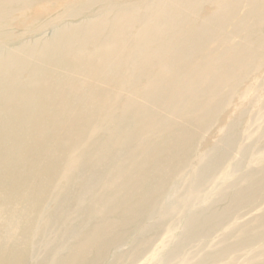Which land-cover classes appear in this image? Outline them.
<instances>
[{
    "label": "rangeland",
    "instance_id": "374dc122",
    "mask_svg": "<svg viewBox=\"0 0 264 264\" xmlns=\"http://www.w3.org/2000/svg\"><path fill=\"white\" fill-rule=\"evenodd\" d=\"M53 2L16 6L0 22V66L9 67L0 122L9 114L13 131L17 107L33 120L17 159L0 165V264H264V0H181L190 21L180 34L142 30L159 26L164 0L115 2L93 17L101 28L65 47L67 59L42 63L57 28L85 19L66 15L83 0ZM242 7L249 23L239 30ZM120 15L133 27L114 55L109 31ZM172 138L179 157L161 156L170 158L159 171L169 180L137 205L130 173ZM113 189L123 200L111 204Z\"/></svg>",
    "mask_w": 264,
    "mask_h": 264
},
{
    "label": "bare ground",
    "instance_id": "6f19581e",
    "mask_svg": "<svg viewBox=\"0 0 264 264\" xmlns=\"http://www.w3.org/2000/svg\"><path fill=\"white\" fill-rule=\"evenodd\" d=\"M79 1H82V0H79ZM83 1H84V3H82L83 5L79 6L78 8L71 11L70 13L68 11L66 15L68 19L73 20V21L76 18H83V19L85 18V19L83 20L82 23H78L76 25L72 24L71 26L67 25V26H62V27L57 28L52 38L47 39L46 44L49 43V51L41 58L42 63L45 61H57L59 59L61 60L67 59L66 52L64 51L65 47H71L75 45L76 43H78L79 41L81 42V40L84 39V37L90 33L91 24H93V27L96 26V31L98 30V27L101 28L99 25H96V20H93V17H96L95 15L96 12L111 7L112 4L115 2L118 3V2L125 1V0H83ZM37 2L39 3L49 2L50 4L54 3L53 0H0V22L4 20L3 17H5L7 13H11L12 8H15L16 6L21 7V8L30 7V6L35 5ZM174 6L175 4L173 0H164V2L160 4L161 13L159 12V19L157 21V24L159 26L155 27V23L153 22L151 24H145L142 30H145V33L147 34L148 32L146 30L152 31L153 29H159L160 27L164 28L165 30L168 26L169 27L174 26L177 29L178 33L180 34L181 26L179 25V23H183L185 20H186L185 23H188L190 20H188L186 16L183 17V9H182L181 0H179L177 3V6H179V8H176ZM122 12L130 13L129 10H123ZM164 12H165V15L163 14ZM249 13H250L249 10L246 8L243 9V7L237 11L236 20L240 23V26L237 25V28L239 30L246 29V24L249 23V20H248ZM63 18L64 16L61 18H56V20L64 22ZM129 19L132 20V18L129 15H120L116 17L115 21L113 22L114 25L109 31L110 39L118 41L117 44H112V48H113L112 52L114 55L118 54L115 52L118 51L119 46L121 44V40L127 37V35H125L126 31L130 29L131 27H133V24L130 25ZM135 19L136 18H133L134 21ZM190 28L192 30V27ZM5 29H6L5 27H0V37H3L7 33ZM202 35H206V33H203L202 31ZM143 36H146V35L139 32V34L135 35V39L140 40L142 39ZM207 36L211 37L212 34L208 33ZM152 44L154 43L149 42L148 46L151 47ZM156 51H159V50H156ZM72 65L75 68H78L77 63H72ZM3 67L5 66L1 65L0 70L2 73H6L7 72L6 70H8L9 67H5V68ZM4 82H3V77L0 75V95L3 94V90L4 91L7 90ZM9 87L10 86L8 85V88ZM219 107L220 106L218 107L213 106V108H219ZM32 113L33 112H30V114ZM8 115L3 114L2 116L6 120H4L3 122H0V141L2 140V145H3V146L0 145V165L1 166L10 164L17 159L18 155L20 154L22 150L23 144L25 143V141L28 142V139H29L28 135H31V127L33 124L32 119H30L27 122L22 121L24 118H27L25 116L29 114L27 113V111H25V109L21 107H17L16 116L19 117L22 122H19L20 120L17 118V120L14 123L15 128L13 129V131H7L6 128L8 124L7 123ZM232 132H235L234 126L233 124H229L228 126H226L225 133L222 136L223 141L229 138ZM14 133L18 136H25V137L20 138L19 141L17 140L18 142L15 144L13 142L10 143V140L8 139H11V136ZM191 135H195L192 130H190V134L188 135L189 138L187 139V141H189L193 145V140L190 137ZM260 136L264 137V133H260ZM232 138L235 139V134L232 135ZM166 144L169 145L168 147L169 150L167 146L165 148H162V150H158L156 148L147 149L146 151L148 152L149 155H147V159L145 163L135 173H130L129 175L131 180L133 177V181H132L133 183L131 184V186H129L130 191H131L130 196L133 198L138 197V200H137L138 202L136 203L137 205L138 203H140L142 206L148 205L149 198H152V192H151L152 187L156 186V187L163 189L164 183L166 182L167 179L169 180L168 174L171 173L169 170L163 172L162 174H160L159 171L165 168V167L160 168V166H163L165 162H168L170 157H165L164 158L165 160H163L161 156L164 157L165 154L169 155L170 154L169 152L172 151L171 153L175 152L176 156L179 157V150L177 149L176 146L173 149V144H174L173 138L169 139V141H166ZM216 148L217 146H213L210 150L204 151L200 155L199 160H198V167H196L194 176L192 178L193 181L196 178L201 177L203 175L204 171L202 170V168L207 164V162H209L210 157L212 156V154H214V152L216 151ZM173 162L174 164H177L175 165L176 171L177 170L179 171V169L182 167V163H179L178 160L177 161L174 160ZM154 176L156 178H154ZM245 177L246 175H244V178ZM156 179H160V181L154 182L153 180H156ZM24 180L29 181L28 179H24ZM132 185L136 188L135 190H132ZM197 187H194V189L196 190ZM113 191H114L113 193H115V189H113ZM41 194L42 193L40 192L36 193L37 195L36 199L39 198L40 200ZM122 200H123V197L119 199L115 193V196H113L111 199H108L107 202L114 204ZM194 215L195 214H191V216L193 217L191 216L189 217V220L186 223V228L189 229L193 224H195L194 222L197 221V217ZM99 231L102 233V235H106L111 231V225L109 226L106 225L102 229L100 228ZM188 260L189 258H186L185 256V258L183 259V262L186 263L188 262ZM59 264H62V263L59 262Z\"/></svg>",
    "mask_w": 264,
    "mask_h": 264
}]
</instances>
